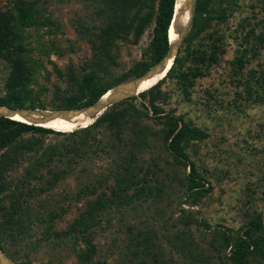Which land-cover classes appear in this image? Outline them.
I'll return each instance as SVG.
<instances>
[{"label":"rangeland","instance_id":"obj_1","mask_svg":"<svg viewBox=\"0 0 264 264\" xmlns=\"http://www.w3.org/2000/svg\"><path fill=\"white\" fill-rule=\"evenodd\" d=\"M29 2H34L43 25L16 29L15 46L18 51L23 50L29 68L26 90L20 88L16 93L7 94L11 64L0 58V100L20 98L24 99L22 108L58 110L67 95L79 90L85 75H99L104 87L120 86L123 80L139 77L134 75L135 67L137 70L138 64L149 60L160 0H144V3L132 7L129 20L136 21L134 31L129 41L117 42L113 47L120 63L112 65L108 74L94 69L95 52L89 41L90 34L97 32L103 24L97 0H3L1 8L4 12H15ZM199 2V9L203 10L198 15L201 22L211 19L212 30L216 28L227 34L226 53L218 64L205 70L203 77L194 80L188 97L179 89L174 77L166 78L160 84L159 89L166 100L156 102L155 107L149 105L150 95L132 97L140 112H144L139 127L146 125L153 134L141 156L140 179H147L151 185L164 182V191L159 197L139 193L137 198L135 194L142 189L137 183L130 191L134 196L129 204L104 213L101 226L93 228L90 233L98 264H138L129 261L127 246L134 244H128V239L140 233L157 236L158 252L163 248L168 255L166 260L174 258L178 264L194 261L200 264L209 259L212 263L208 264H223L230 249L224 250L221 245L219 253L217 245L213 246L217 232L225 231L236 238L251 219L264 218V91L257 79L251 80L252 94H248L245 86L248 72H259L264 65V51L254 58L248 46L252 61L246 68L239 70L231 65L236 53L242 50L243 34L264 22V0ZM146 19H151V24L138 38L136 32ZM203 34L196 36L190 43L191 48L202 44ZM187 52L188 43H183L178 65ZM174 119H179L180 126L182 122L188 123L208 136L206 140L186 145L181 158L173 156L165 145V137ZM104 130L98 128L89 137L92 147H83L84 156L78 164L68 166L67 159H54L52 169L61 172L59 176H62L57 185L51 188L48 183L53 174H47L49 180L35 183L37 189L49 190L45 195L35 194L31 198L34 213L46 215L54 210L61 216L50 231L52 234H62L86 210L89 198L79 195L84 187L109 178L100 191L110 192L107 188L114 184L113 177L120 168V151L113 153V133ZM129 134L128 129L126 137ZM78 138L56 131L53 134H25L23 140L26 143H36L34 151L24 157V162L13 166L7 180L13 182L21 176L31 160L40 156L45 148L54 144L71 145ZM191 164L195 166L193 176L209 192L200 194L190 190ZM44 174L46 177V172ZM31 226L23 240L21 237L17 244L9 243L18 264H79L77 249L86 248L80 238L76 246L74 235L64 242L45 235L46 222ZM184 235L195 245H190L189 241L182 243L179 238ZM189 249H192L194 259L188 255Z\"/></svg>","mask_w":264,"mask_h":264},{"label":"trees","instance_id":"obj_2","mask_svg":"<svg viewBox=\"0 0 264 264\" xmlns=\"http://www.w3.org/2000/svg\"><path fill=\"white\" fill-rule=\"evenodd\" d=\"M2 1L0 0V58L11 64V73L7 82V94H11L21 89L26 90L29 77L28 62L23 55V50L18 51L15 46L17 40L16 29L36 27L43 25V23L41 17L38 16V9L35 4L33 5L34 2L27 3L26 7H19L15 12L13 10L4 12L1 8ZM97 1L99 4L98 14L102 18L103 24L95 32L96 34H90L91 38H89V41L95 52L93 58L95 60L94 69L108 74L112 65L120 63L119 57L113 53V47L117 42L129 41V36L134 31L136 21L129 20L130 11L138 3H144V0ZM198 2L199 0L197 1L193 28L184 41V43H188V52L183 61L178 65L179 57H177L167 75L148 91L140 94V97H148L150 95L148 97L150 100L149 105L153 104L155 107L156 102L163 103L166 100L165 94L159 88L162 81L170 77L178 80L179 89L188 97L189 89L193 87L194 80L203 77L205 70L218 64L221 57L226 53L225 42L227 34L217 31L216 28L212 30V26H210L211 19L201 22L198 15H201L203 10L199 9L200 2ZM176 5L177 0H160V10L155 20L149 60L138 64L137 70L135 67V76H141L146 73L167 54L171 43L170 28L175 17ZM151 21V19H146L141 23L136 32L138 38L142 36ZM201 33H207L202 35V44L191 48L190 43H193L196 36ZM243 35L242 50L236 53L231 63L232 66L239 70L245 69L246 65L252 61L248 56V46L252 49L254 58L261 56L264 51V22L252 26ZM241 75L244 76L243 73ZM247 78L245 86L249 95L252 94L253 90L251 80L257 79V83H261L264 91V65L261 66L259 72L249 71ZM124 81L127 80L120 81L121 84ZM116 86L104 87L99 75L95 73L87 74L84 76L79 90L67 95L59 108L69 109L89 106ZM9 99L0 100V106L24 107V99L18 98L14 101H8ZM133 99L123 101L109 108L95 124L88 128L71 131L70 133L22 121L7 118L0 119V247L12 259L17 261L13 250L9 247V243L17 244L21 237L23 240L26 237V231L31 229V225L34 223L43 224L46 222L48 227L45 235L47 234L55 239L60 238L58 240L63 242L69 236L74 235L76 237L74 245L76 246L79 244L78 239L82 240L86 248L77 249L76 256L80 260L79 264H98L95 262L97 257L96 246L90 238V233L93 228L101 226L104 213L113 210L114 207L124 208L129 204L134 196L130 191L133 189V185L137 183L142 186V189L135 194V197L139 198V193L141 195H156V197L161 195L164 191V182L159 185H151L150 182L148 184L147 179H140V173L142 172L141 156L148 147L149 137L153 134L150 133L148 126L139 127V120L141 116L143 117L144 112H140L141 109L133 103ZM132 124L134 125L132 126ZM98 128H105L104 131L107 130L113 133L114 144L111 145L113 153L114 151H120V162L118 163L120 168L113 177L114 184L108 186L107 189L110 192L100 191L102 185L109 182V178H104L97 180V184L90 183L87 187L80 190V197L83 195L89 198L86 210L69 224L62 234L57 232L52 234L50 231L54 229L56 222L60 220L61 216L54 210L46 215L34 213L32 204H30L31 198L35 197V194L38 196L45 195L49 190L37 189L35 183H40L44 179L49 180L50 178H47V174H53L54 177L48 183L51 184V188L57 185L62 176H59L61 172H54L52 169L55 164L54 159L56 157L62 161L67 159L68 166H74V163L78 164V161L82 160L84 156L83 147L86 145H88L87 148L92 147L89 144V137ZM128 129L130 134L127 138L125 134ZM55 131L61 134L68 133L70 136L77 135L79 140L74 141L71 145L54 144L45 148L40 156L31 160L21 176L13 182L8 181L7 176L11 173L13 166L24 162L26 160L24 157L34 151L33 146L36 143H26L23 140V136L29 132L53 134ZM207 137V134L200 129L183 122L180 126L179 119H174L171 122V129L165 137L166 150L170 151L176 158H181L183 148L185 149L186 145L188 146L192 141L206 140ZM190 167L192 169L190 190L200 194L209 192V190L204 189V185L200 180L193 176L195 174L194 164H191ZM44 172H46V177ZM10 187H12L11 192H9ZM131 230L132 228H130V232H132ZM242 230V234L237 235L236 238L221 230L215 235L213 246L217 245L219 253L221 245H223L224 250L230 249V253L225 257L223 264H264V218L259 216V218L251 219ZM156 237V235L148 236L140 233L138 236L128 239V244L134 242V244L127 246L129 261L138 264H178L174 258H171V261L166 260L165 257H168V255L163 251V248L158 252L160 246L156 242ZM179 240L182 243L189 241L190 245H195L186 235L180 237ZM188 255L192 256L193 259L195 258L192 249H189ZM203 261L200 264L212 263L209 259ZM191 264H199V262L195 263L194 261Z\"/></svg>","mask_w":264,"mask_h":264},{"label":"bare ground","instance_id":"obj_3","mask_svg":"<svg viewBox=\"0 0 264 264\" xmlns=\"http://www.w3.org/2000/svg\"><path fill=\"white\" fill-rule=\"evenodd\" d=\"M192 2L193 0H177L175 17L170 28L171 52L157 66L142 78L136 77L130 81L120 84L114 90L108 91L93 108L83 110L73 109L70 112H54L56 110L37 109L30 111L25 109H8V106H0V117L6 116L11 120L22 121L28 124L43 126L50 129L71 132L82 128H88L93 125L96 119L101 117L109 108L116 103H121L127 98L135 97L155 86L168 73L169 69L175 63L178 57L179 45L185 38V32L188 31L192 21ZM193 25V24H192ZM136 79V80H135ZM128 83V84H127ZM6 107V108H5ZM8 107V108H7ZM29 111H28V110ZM102 112L101 114L99 112ZM0 264H13L8 258L0 254Z\"/></svg>","mask_w":264,"mask_h":264},{"label":"water","instance_id":"obj_4","mask_svg":"<svg viewBox=\"0 0 264 264\" xmlns=\"http://www.w3.org/2000/svg\"><path fill=\"white\" fill-rule=\"evenodd\" d=\"M196 1L197 0H193V2H192V9H191V13L193 14L192 15V21H194V18H195V15H196ZM193 23H191L190 24V26H189V29H188V31H186L185 32V38L183 39V41L181 42V45H179V49L177 50V52L180 50V48H181V46H182V44L184 43V41H185V39L188 37V35H189V33H190V30H191V28H192V25ZM171 45V44H170ZM170 52H171V47H169V50H168V52H167V54L158 62V63H156V64H154L152 67H151V69L148 71V72H150L155 66H157L159 63H161L169 54H170ZM148 72H146L145 74H143V75H141V77L140 78H142V77H144V76H146L147 74H148ZM136 80V79H135ZM128 84V83H127ZM117 87H119V86H117ZM117 87H115V88H117ZM115 88H113V89H110V90H114ZM109 90V91H110ZM103 98V97H102ZM132 98V97H131ZM127 99H130V98H127ZM126 99V100H127ZM101 99H99L98 101H96V102H94L93 104H91V105H89V106H83V107H78V108H69V109H58V110H56V111H54V112H59V111H64V112H70V111H72L73 109H80V110H83V109H86V108H93V107H95V106H97L98 105V103H99V101H100ZM125 101V100H124ZM117 104V103H116ZM115 104V105H116ZM119 104V103H118ZM0 108H4V107H0ZM6 108V107H5ZM8 108V107H7ZM8 109H11V107H9ZM15 109H25V108H15ZM28 110V109H27ZM29 110L30 111H32V110H37V109H31V108H29ZM28 110V111H29ZM100 114L102 113L101 111L99 112ZM101 116H102V114H101ZM1 118H7V119H10V118H8V117H6V116H3V117H0V119ZM0 254H2L3 256H5V258H8L13 264H18L15 260H13L1 247H0Z\"/></svg>","mask_w":264,"mask_h":264}]
</instances>
